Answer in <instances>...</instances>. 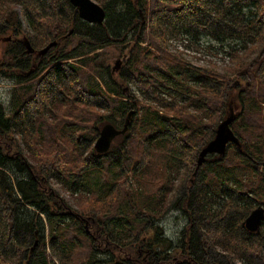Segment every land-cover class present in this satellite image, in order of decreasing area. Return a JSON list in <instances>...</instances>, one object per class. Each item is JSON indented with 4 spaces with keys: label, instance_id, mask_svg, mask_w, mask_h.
<instances>
[{
    "label": "trees",
    "instance_id": "16d2710c",
    "mask_svg": "<svg viewBox=\"0 0 264 264\" xmlns=\"http://www.w3.org/2000/svg\"><path fill=\"white\" fill-rule=\"evenodd\" d=\"M94 1L103 24L69 0H0V79L13 82L0 102V264H264V220L243 225L264 206V0ZM183 37L226 43L232 64L193 66L169 48ZM24 39L57 44L31 70ZM231 108L241 146L198 166ZM130 110L97 153L102 126ZM52 181L87 203L73 210ZM169 212L185 219L174 236Z\"/></svg>",
    "mask_w": 264,
    "mask_h": 264
},
{
    "label": "water",
    "instance_id": "95a60500",
    "mask_svg": "<svg viewBox=\"0 0 264 264\" xmlns=\"http://www.w3.org/2000/svg\"><path fill=\"white\" fill-rule=\"evenodd\" d=\"M72 6L77 9L78 16L89 23L103 24L105 20V10L94 0H69ZM27 42V41H26ZM57 43L51 42L42 50L39 51V54L46 53L51 47ZM28 51L33 49L27 43ZM119 67L113 66V72H116ZM135 111L130 110L125 118L123 126L117 128L111 123H106L100 129L99 135L94 142L93 148L99 154H105L110 149L114 139L120 135H124L131 123L132 116ZM236 119V113L234 109H230L224 119L217 125L215 134L211 140H209L200 150L197 158V165L200 166L207 161L208 155H217L223 156L226 154L229 144H235L238 147L241 146V143L231 128L232 123ZM264 220V206L258 205L255 207L243 221V225L250 232H260L261 224ZM36 244V243H35Z\"/></svg>",
    "mask_w": 264,
    "mask_h": 264
},
{
    "label": "rangeland",
    "instance_id": "374dc122",
    "mask_svg": "<svg viewBox=\"0 0 264 264\" xmlns=\"http://www.w3.org/2000/svg\"><path fill=\"white\" fill-rule=\"evenodd\" d=\"M17 11L20 12L19 7H17ZM3 39H4L3 37H0V46H1V41ZM190 41L191 40H189L187 37L171 38L169 48L171 51L180 54L184 59L190 61V63H192V65L196 67L216 65L217 68H219L220 70H224L226 67L232 64L231 62L232 57L228 54L229 48L226 43L221 45L215 42H210V41L206 42V40H202L196 43L194 41L191 42ZM141 45L144 46L145 43ZM128 48L130 47H126L124 51L127 52ZM243 55L249 56L250 53L244 52ZM109 64L111 68H113V66H118L120 68L122 65V58L114 56L110 59ZM35 67L36 66L34 62L32 64L31 70L35 69ZM26 73H27L26 71L25 72L22 71V74H26ZM12 83L13 82L7 78L0 79V102H3L4 104H8L10 97L9 89L12 87ZM211 161L212 160L210 159L209 162ZM52 185L65 198V200L70 204V206H72L73 210L76 209L78 210L80 205L87 203L88 193L81 192L80 189L72 193L71 190L69 189L70 190L69 191L67 187L64 186L63 184L61 183L58 184L53 181H52ZM184 220L185 219L183 215L179 212L177 213L169 212L167 215H165L164 218H162V221H160L162 222L165 235L174 236L177 233H179L184 225ZM45 230H46L45 240L47 242V239L49 237L48 235L49 227L47 224L45 226ZM52 264H61V262L58 260H53Z\"/></svg>",
    "mask_w": 264,
    "mask_h": 264
},
{
    "label": "flooded vegetation",
    "instance_id": "af4514ba",
    "mask_svg": "<svg viewBox=\"0 0 264 264\" xmlns=\"http://www.w3.org/2000/svg\"><path fill=\"white\" fill-rule=\"evenodd\" d=\"M23 44H24V47H25V51H27L28 53V55H30V60H31V63L33 64L34 62H35V66L37 65V62L40 60V58L43 56V55H41V54H39V51L40 50H32V51H28V49H27V42H26V40L24 39L23 41ZM38 53V54H37ZM123 64V63H122ZM121 67H122V65H121ZM120 67V68H121ZM120 68H119V70H120ZM32 70H34V69H32ZM118 70V71H119ZM28 73V72H27Z\"/></svg>",
    "mask_w": 264,
    "mask_h": 264
}]
</instances>
